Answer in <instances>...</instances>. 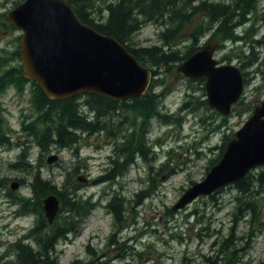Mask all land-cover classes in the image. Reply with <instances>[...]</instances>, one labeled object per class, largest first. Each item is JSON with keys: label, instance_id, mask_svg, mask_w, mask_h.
I'll return each instance as SVG.
<instances>
[{"label": "rangeland", "instance_id": "obj_1", "mask_svg": "<svg viewBox=\"0 0 264 264\" xmlns=\"http://www.w3.org/2000/svg\"><path fill=\"white\" fill-rule=\"evenodd\" d=\"M16 1L14 0L15 6L18 5ZM19 1L20 4L24 0ZM251 18V24L254 23L257 29L256 39L264 40V0H260V8ZM162 30V27L155 23H146L134 35V45L149 47L160 44L159 33ZM0 33H2L1 30ZM16 35L17 32L14 31L13 36L9 34L4 40L0 38V74L21 63V59H17L15 53L19 46ZM209 36L207 34L203 37L200 44L203 45ZM185 38L187 35L184 34L178 41H183ZM183 43L180 44L181 47ZM224 44L215 57L221 64L240 66L245 44L230 42H224ZM166 48L170 50L168 46ZM256 50L260 51L259 62H262L264 42L259 44ZM247 53L248 51H245V54ZM224 55H227L228 59L222 60ZM180 63H177V66ZM176 68L166 73L165 68L161 67L156 77L163 80L165 88L170 89L164 98L163 105L165 103L168 111L173 112V117L179 121L171 126L163 124L158 119L153 121L145 140V149L150 160L135 156L134 159L138 160V164L131 167L129 165L125 174L119 175L113 181L97 182V179L107 171L110 164L108 156L113 153L114 145L118 141L105 133L83 135L84 138L75 146L53 148L42 156L44 178L53 179L57 187L61 188L60 183L64 179L65 169H69L74 172L71 183L74 181L81 184L78 194L85 198L93 196L103 202L92 212L77 235L70 236L69 240L58 242L59 264H70L77 259L84 262L92 261L93 264H96L95 261L99 264H128L129 262L132 264L139 262L184 264V256H187L188 264H205L204 255H214V250L217 249V245L213 246L214 241L221 234L229 233L230 227L234 225L232 213L237 192L235 188L230 187L232 185L224 187L222 192L215 195V198L200 197L176 212H173L171 208L185 190L194 182L202 180L210 167L215 164H212V160L220 155V146L224 143L225 135L232 138L233 134L253 114L255 106L264 99V73L258 72L256 65L247 68L249 82L245 84L244 95L238 103L234 104L230 114L222 115L208 105L201 106L192 112H181L180 106L186 100V92H193L194 88L201 83L196 80L191 82L185 76L175 81ZM32 87L31 83H27L20 91L12 85L0 93V128L2 132H9L7 135L12 136L13 143V146L10 145L8 148L5 146L3 149L0 148V181L3 185L0 187V239L2 241L0 255L8 251L11 244L35 222L33 214L19 216L15 213L19 208L18 205L13 204L17 195L11 197L9 194V190L14 194H31L29 183L32 181V174L15 170L11 165L15 164L22 149L17 148V143H25L26 136L34 131L32 127H38L36 121L26 123L25 120L27 125H31L27 133L21 128L22 122H20L23 114L27 116L34 113ZM160 90L161 87L157 89V91ZM199 94L197 93L196 97ZM202 99H206V96L198 98V100ZM81 100L83 101V98ZM106 123L108 124V121ZM124 128H130L129 122L126 121ZM115 130L116 128L113 131ZM128 132L130 129L126 130V133ZM122 133L125 131L120 130V134ZM27 137L29 140L26 142L32 146L28 145L25 149L27 152L30 151L33 164L36 165L35 158L40 153V148L34 146L32 138ZM156 137L161 139L160 142L165 143L166 149L157 147ZM152 147L159 154H153ZM50 154L59 156L55 164H48L47 157ZM14 180H22L24 185L15 192L10 188ZM146 189L148 192L140 195L141 191ZM116 195L124 198L121 201L126 208L125 219L120 226L115 223L114 214L106 207L110 199ZM263 204L264 196L260 218L255 224V236L247 256L253 264L264 261ZM203 226H208L211 232L217 231V234L213 233L214 236L202 239L198 233ZM236 227H238V234L244 233L249 229V222L242 220ZM111 236L112 241H110ZM139 253H142V258Z\"/></svg>", "mask_w": 264, "mask_h": 264}, {"label": "trees", "instance_id": "obj_2", "mask_svg": "<svg viewBox=\"0 0 264 264\" xmlns=\"http://www.w3.org/2000/svg\"><path fill=\"white\" fill-rule=\"evenodd\" d=\"M68 1L83 23L117 39L140 63L152 69L154 78L144 95L121 101L92 93H81L65 100H52L43 92L37 81L25 78L22 63L0 74V93L12 85L22 91L23 85L31 83L34 103L40 110L36 119L38 127L33 126L34 131L29 134L40 148L37 165L34 166L28 161L27 151L19 155L17 163L11 165L13 169L32 174L30 186L33 197L20 196L17 199L23 200V213L35 214L37 222L22 237L16 239L8 251L0 255V264H59L58 242L76 235L98 205L93 196L85 198L78 194L81 184L74 181L71 183L73 171L65 169L60 189L54 184V180L42 176V156L52 147L70 148L80 142V139L84 138L83 135L91 136L97 133H105L118 140L108 158V169L97 182L113 181L119 175L125 174L136 152L145 160H150L145 149L150 119L157 116L163 123L179 121L172 114L164 112V98L170 89L163 86V80L155 77L159 74V68L164 67L166 73L172 72L177 63L184 61L200 48L202 38L209 34L211 39L219 38L223 47L224 42L245 44L240 68L246 84L249 82L247 68L256 65V70L264 73V60L259 62L260 51L256 50L264 40L256 39L257 29L254 23L251 24L252 15L260 8V0ZM146 23H155L162 27L163 30L159 33L161 43L149 47L135 46L133 37ZM184 34L187 38L178 41ZM182 42L183 47L180 46ZM167 46L170 50H167ZM245 51L248 53L245 54ZM15 53L20 60V46ZM221 59L228 57L224 55ZM200 83V86L194 88L196 95L200 93L199 96L185 101L181 110L192 112L201 106H207L205 99L198 100L206 96L205 79ZM160 87L161 90L157 91ZM126 121L129 122L130 128H124ZM30 127L31 125L23 122L24 131L30 130ZM129 129L130 132L126 133ZM120 130L125 133L120 134ZM7 133L9 132H2L0 128V147L13 144ZM230 138L231 136L225 135L224 143L220 146L221 153L218 158L212 160V164L220 159ZM163 166L166 167L167 164ZM231 185L237 192L232 213L234 225L226 235L220 232V237L214 241L213 246L217 245L214 255H204L205 264H253L247 256L255 236V224L260 218L264 196V166L253 169L243 180ZM223 189L205 197L215 198ZM146 192L148 189L142 190L140 195ZM50 193L57 194L62 201L60 214L53 224L48 223L42 207V198ZM117 196L112 197L106 207L114 214L115 223L120 226L125 219L126 208L121 201L124 198ZM242 220L249 222V229L238 234L236 226ZM213 233L217 234V231L211 232L208 226H203L198 235L204 239L214 236ZM139 256L142 258V253H139ZM183 259L184 264H188L187 256ZM70 264L93 263L77 259ZM255 264H264V261Z\"/></svg>", "mask_w": 264, "mask_h": 264}, {"label": "water", "instance_id": "obj_3", "mask_svg": "<svg viewBox=\"0 0 264 264\" xmlns=\"http://www.w3.org/2000/svg\"><path fill=\"white\" fill-rule=\"evenodd\" d=\"M9 18L23 31L25 78L37 81L52 100L92 93L121 101L144 95L151 84L152 69L113 36L83 23L68 0H25L11 10ZM220 46L218 39L207 42L177 66V76L206 78L207 105L228 115L244 93L245 78L239 66L220 64L215 58ZM58 159L51 154L47 160L52 164ZM259 166H264V100L228 141L220 160L186 189L172 211L243 180ZM19 185L13 181L12 190ZM43 207L48 222L53 223L60 211L59 197L47 195Z\"/></svg>", "mask_w": 264, "mask_h": 264}, {"label": "flooded vegetation", "instance_id": "obj_4", "mask_svg": "<svg viewBox=\"0 0 264 264\" xmlns=\"http://www.w3.org/2000/svg\"><path fill=\"white\" fill-rule=\"evenodd\" d=\"M19 0H17L16 1V4H18L19 5ZM17 6V5H16ZM15 3H14V0H0V30L2 31V33H0V38L2 39L3 38V40L4 39H6L7 38V36L9 35V34H11L12 36H13V32L15 31V32H17V35H16V41H17V44H20V37H21V34H22V31L21 30H18V29H16L15 28V26H14V23H13V21L9 18V13H10V11L11 10H13L15 7ZM178 75V72L176 71V78H175V81L178 79V78H180L181 76H183V75H180L179 77L177 76ZM188 78V77H187ZM204 77H201V78H197V79H192V78H188V79H190V81L192 82V80H196V81H198V82H201L202 81V79H203ZM205 79V78H204ZM18 93L19 94H21L19 91H18ZM196 97V91H187L186 92V100L185 101H189L191 98H193V97ZM32 109H34V113H31V114H28L27 116L26 115H22L21 116V121L20 122H22V124H23V122L26 120V123H29V122H31V121H36V119H37V116L39 115V113H40V110L37 108V106H36V104L34 103V105L32 106ZM38 110V111H37ZM164 110H167L168 111V109L165 107V104H164ZM39 112V113H38ZM26 116V117H25ZM156 119H159V117H157V116H154V117H152L151 119H150V121H149V123H148V127H147V132H146V135H148L149 134V131H150V128H151V125H152V123H153V121L154 120H156ZM22 126V125H21ZM27 132V131H26ZM28 133V132H27ZM27 136H29V134L27 135ZM26 136V141H28L29 140V138ZM30 137V136H29ZM11 138H12V136H11ZM148 139V138H147ZM19 141H21V140H19ZM25 141V143H17V148H22L21 149V152H22V150H24L25 148H26V146H28L29 144L27 143ZM19 144V145H18ZM10 145H5V147H9ZM13 146V145H12ZM3 147L4 146H2V147H0V148H2L3 149ZM4 147V148H5ZM153 150H151V152H152ZM137 155H141L140 153H138ZM43 166H44V164H42ZM18 182L20 183V185L18 186V188L15 190V191H17L19 188H22L24 185H23V181L22 180H18ZM0 185L2 186V184L0 183ZM60 189V188H59ZM15 191H13V192H15ZM9 192H10V194H13V195H15L14 193H12L10 190H9ZM18 194H20V193H18ZM59 197V196H58ZM60 198V197H59ZM22 204V205H21ZM16 205H18L19 206V208L20 209H24V206H23V201H21V202H19L18 204H16ZM36 222H37V217H36V220H35V223H34V225L36 224ZM0 242L2 243V241H1V239H0ZM0 243V244H1ZM128 264H132L131 262H129ZM137 264H142L141 262H139V263H137Z\"/></svg>", "mask_w": 264, "mask_h": 264}, {"label": "bare ground", "instance_id": "obj_5", "mask_svg": "<svg viewBox=\"0 0 264 264\" xmlns=\"http://www.w3.org/2000/svg\"><path fill=\"white\" fill-rule=\"evenodd\" d=\"M250 45H251V44H250ZM0 108H1V106H0ZM105 121H106V120H105ZM108 123H109V122H108ZM46 128H47V127H46ZM46 128H45V129H46ZM44 131H45V130H44ZM80 140H81V139H80ZM70 148H71V147H70ZM31 183H32V182H31ZM22 201H23V200H22ZM29 211H31V210H29ZM27 213H28V212H27ZM94 253H95V252H94ZM95 254H96V253H95ZM80 262H81V261H80Z\"/></svg>", "mask_w": 264, "mask_h": 264}]
</instances>
